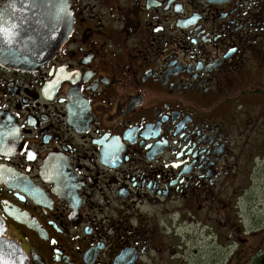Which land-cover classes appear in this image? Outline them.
<instances>
[{
  "label": "flooded vegetation",
  "instance_id": "flooded-vegetation-1",
  "mask_svg": "<svg viewBox=\"0 0 264 264\" xmlns=\"http://www.w3.org/2000/svg\"><path fill=\"white\" fill-rule=\"evenodd\" d=\"M0 219L29 264H264V0H0Z\"/></svg>",
  "mask_w": 264,
  "mask_h": 264
},
{
  "label": "water",
  "instance_id": "water-1",
  "mask_svg": "<svg viewBox=\"0 0 264 264\" xmlns=\"http://www.w3.org/2000/svg\"><path fill=\"white\" fill-rule=\"evenodd\" d=\"M3 24L4 15L0 16V26ZM7 48L11 49V45L7 44V42L4 43V32H0V62L14 68H20L30 63L28 60L20 58L5 60L4 49ZM6 230V223L0 219V261H7V264H29V258L22 247L14 240L5 237Z\"/></svg>",
  "mask_w": 264,
  "mask_h": 264
},
{
  "label": "snow or ice",
  "instance_id": "snow-or-ice-1",
  "mask_svg": "<svg viewBox=\"0 0 264 264\" xmlns=\"http://www.w3.org/2000/svg\"><path fill=\"white\" fill-rule=\"evenodd\" d=\"M0 16H3V13H0ZM8 30L0 26V32H7ZM0 264H7V261H0Z\"/></svg>",
  "mask_w": 264,
  "mask_h": 264
}]
</instances>
